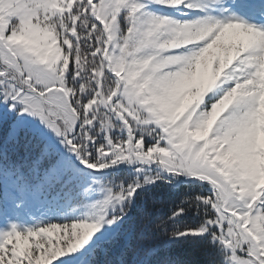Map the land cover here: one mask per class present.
Listing matches in <instances>:
<instances>
[{"label":"snow or ice","instance_id":"1","mask_svg":"<svg viewBox=\"0 0 264 264\" xmlns=\"http://www.w3.org/2000/svg\"><path fill=\"white\" fill-rule=\"evenodd\" d=\"M176 248L264 264V0H0V264Z\"/></svg>","mask_w":264,"mask_h":264},{"label":"trees","instance_id":"2","mask_svg":"<svg viewBox=\"0 0 264 264\" xmlns=\"http://www.w3.org/2000/svg\"><path fill=\"white\" fill-rule=\"evenodd\" d=\"M166 199V198H165ZM170 206L169 203H166L161 200H152L150 199L145 205L142 207V211L140 214H144L143 223H147L146 231L143 235V242H155L160 239H163V233L156 231V225L163 218L164 213L167 211V208ZM139 228H137L138 230ZM140 230V229H139ZM138 230L137 235L140 234ZM155 233V235H154ZM172 255L187 259L194 260L197 264H209V257H206L202 254H193L188 249L176 248L172 250ZM103 259V258H101Z\"/></svg>","mask_w":264,"mask_h":264},{"label":"rangeland","instance_id":"3","mask_svg":"<svg viewBox=\"0 0 264 264\" xmlns=\"http://www.w3.org/2000/svg\"><path fill=\"white\" fill-rule=\"evenodd\" d=\"M53 222H55V221H53ZM53 264H58V261H53Z\"/></svg>","mask_w":264,"mask_h":264}]
</instances>
